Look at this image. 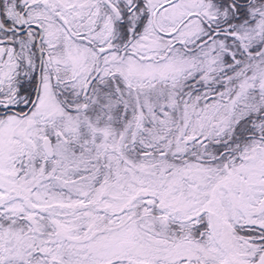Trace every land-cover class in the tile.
<instances>
[{
  "label": "snow or ice",
  "instance_id": "snow-or-ice-1",
  "mask_svg": "<svg viewBox=\"0 0 264 264\" xmlns=\"http://www.w3.org/2000/svg\"><path fill=\"white\" fill-rule=\"evenodd\" d=\"M0 264H264V0H0Z\"/></svg>",
  "mask_w": 264,
  "mask_h": 264
}]
</instances>
